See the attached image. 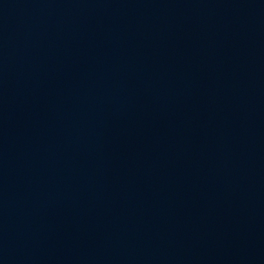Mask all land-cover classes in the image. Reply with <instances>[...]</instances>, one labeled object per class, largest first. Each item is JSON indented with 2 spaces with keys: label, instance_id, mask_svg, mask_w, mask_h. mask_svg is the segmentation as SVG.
Masks as SVG:
<instances>
[{
  "label": "water",
  "instance_id": "water-1",
  "mask_svg": "<svg viewBox=\"0 0 264 264\" xmlns=\"http://www.w3.org/2000/svg\"><path fill=\"white\" fill-rule=\"evenodd\" d=\"M0 264H264V0H0Z\"/></svg>",
  "mask_w": 264,
  "mask_h": 264
}]
</instances>
